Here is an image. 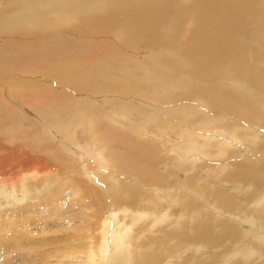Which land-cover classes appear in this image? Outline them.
<instances>
[{
	"label": "bare ground",
	"instance_id": "6f19581e",
	"mask_svg": "<svg viewBox=\"0 0 264 264\" xmlns=\"http://www.w3.org/2000/svg\"><path fill=\"white\" fill-rule=\"evenodd\" d=\"M36 201L71 216L32 236ZM260 239L264 0H0V249L264 264Z\"/></svg>",
	"mask_w": 264,
	"mask_h": 264
},
{
	"label": "rangeland",
	"instance_id": "374dc122",
	"mask_svg": "<svg viewBox=\"0 0 264 264\" xmlns=\"http://www.w3.org/2000/svg\"><path fill=\"white\" fill-rule=\"evenodd\" d=\"M77 156H78V158H79V161L82 163L83 162V157H85V155L80 151V150H78L77 151ZM81 155V156H80ZM83 165V164H82ZM86 169V170H85ZM88 169H89V166H83V174L85 175L86 174V172L88 171ZM44 201V200H43ZM42 201V202H43ZM42 202L40 203H38L37 201H36V204H34V206H36V207H34V209H36V210H42L43 212H38V211H35L33 214H31V213H29V214H27V216L29 217V221H31L33 218H35V222H36V224L34 223H26L25 222V224H23V223H20L21 224V229H27L29 232H30V235H32V236H34V235H36L37 233L36 232H38V231H42L41 229H40V227H44L43 226V224L44 223H46L47 222V224L50 226V223L53 221V220H57V219H59V220H65V219H67L68 217H70L71 215H69V214H67V213H65V212H63V213H59L61 210H58L59 208H57V203H52L51 205L53 206L52 207V209H50V207L46 210V208L44 207L43 208V206L45 205H43L42 204ZM46 202H48V201H46L45 200V203ZM39 205V206H38ZM62 207V211L64 210V205H61ZM56 209V210H55ZM53 210V211H52ZM74 210H75V208H74ZM45 212H47V213H45ZM43 213H44V215H43ZM53 215H52V214ZM70 213V212H69ZM54 214H55V216H54ZM60 214V215H59ZM32 215V216H31ZM48 215V216H47ZM52 215V216H51ZM35 216V217H34ZM47 216V217H46ZM51 216V217H50ZM55 218H54V217ZM102 216L104 217V213L102 214ZM102 217V218H103ZM40 218H42V219H45L44 221V223L43 224H41V222H42V220L40 219ZM50 219V220H49ZM49 220V221H48ZM52 220V221H51ZM51 221V222H50ZM38 222V223H37ZM65 222V221H64ZM63 222V223H64ZM44 225H46V224H44ZM47 225V226H48ZM47 229L48 230H50V228H48L47 227ZM35 231V232H34ZM45 231V230H44ZM50 232V231H49ZM54 233H56L57 231H53ZM36 233V234H35ZM8 234V233H7ZM255 242L257 243V244H259V246L261 247V246H264L263 244H264V240H255ZM263 243V244H262ZM1 247V246H0ZM32 247H33V249H32ZM88 248V247H87ZM86 248V249H87ZM9 249V250H8ZM8 249H4V248H1L0 249V264H19L20 263V260H18V256H20V255H26V256H29V257H31L33 254L32 253H34V251L36 252V248L34 247V246H32V245H29V246H24V245H17V243H14V245L13 246H11L10 248H8ZM85 249V253H84V259H86L87 260V256H88V250H86ZM33 250V251H32ZM15 252V253H14ZM17 252V253H16ZM4 254V255H3ZM12 254V255H11ZM114 254V251H112V255ZM13 255L17 258V260L16 261H14V259H13ZM223 256V255H222ZM263 258H264V255H263ZM239 260H241L240 258H238ZM13 260V261H12Z\"/></svg>",
	"mask_w": 264,
	"mask_h": 264
}]
</instances>
